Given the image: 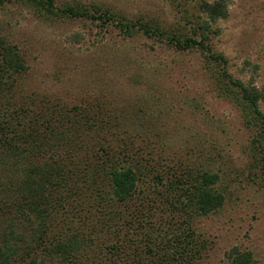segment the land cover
Masks as SVG:
<instances>
[{
  "label": "rangeland",
  "instance_id": "374dc122",
  "mask_svg": "<svg viewBox=\"0 0 264 264\" xmlns=\"http://www.w3.org/2000/svg\"><path fill=\"white\" fill-rule=\"evenodd\" d=\"M54 1L107 9L115 20L178 37L194 36L203 19L194 17L200 0ZM225 2L226 16L209 22L208 43L234 78L264 87V0ZM0 36L16 45L26 68L7 100L86 106L93 119L153 148L163 163L216 174L223 202L192 219L202 245L192 264H227L232 247L248 251L249 264H264V136L232 94L221 93L216 67L200 50L175 49L136 28L123 33L114 23L49 19L20 3L0 6ZM259 108L264 114V101Z\"/></svg>",
  "mask_w": 264,
  "mask_h": 264
},
{
  "label": "trees",
  "instance_id": "16d2710c",
  "mask_svg": "<svg viewBox=\"0 0 264 264\" xmlns=\"http://www.w3.org/2000/svg\"><path fill=\"white\" fill-rule=\"evenodd\" d=\"M10 3L49 19L114 23L123 33L136 28L175 49L200 50L216 67L221 93H231L247 124L264 136V87L234 78L226 58L208 43L209 22L227 14L225 0L198 1L194 17L203 16L200 31L186 37L115 20L107 9L0 0V6ZM25 69L16 45L0 36V264H192L202 246L192 219L223 202L214 187L216 174L163 163L153 148L93 119L86 106L64 108L29 96L7 100ZM226 261L249 264L251 256L232 247Z\"/></svg>",
  "mask_w": 264,
  "mask_h": 264
}]
</instances>
